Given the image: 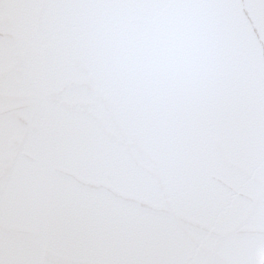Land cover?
<instances>
[{
	"label": "water",
	"instance_id": "95a60500",
	"mask_svg": "<svg viewBox=\"0 0 264 264\" xmlns=\"http://www.w3.org/2000/svg\"><path fill=\"white\" fill-rule=\"evenodd\" d=\"M0 264H264V0H0Z\"/></svg>",
	"mask_w": 264,
	"mask_h": 264
}]
</instances>
